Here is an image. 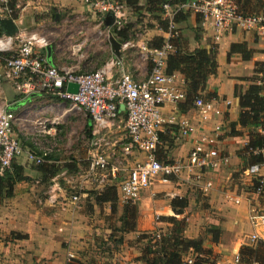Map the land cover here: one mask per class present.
Here are the masks:
<instances>
[{"label":"built area","instance_id":"2783aa9c","mask_svg":"<svg viewBox=\"0 0 264 264\" xmlns=\"http://www.w3.org/2000/svg\"><path fill=\"white\" fill-rule=\"evenodd\" d=\"M11 0H0V18L11 17L19 8ZM94 12L112 16L111 28L121 29L127 22V10L120 0H84ZM178 11H190L201 18V26L213 30L215 39L235 30H255L264 34V14H244L234 0H188L171 6L162 5V17L168 20V29L160 47H148L145 44H133L131 40L121 42V56L113 57L98 69L76 72L59 68L46 62L37 48H45L48 41L36 32L25 36L23 34L7 36L0 35V55L9 53L4 60V75L13 80L17 90L22 93H49L58 99L68 102L72 108L84 110L92 120V130L88 152L87 169L84 182L95 179L102 188L117 182L119 197L123 202L134 203L140 199L141 193L152 185L155 180L168 182L169 176H179L183 172H190L191 179L202 191L213 187V182L206 179V174L217 170L229 162V157L218 147L217 135L221 128L216 124L211 134L203 135L190 149L186 159L177 161H161L156 157L160 144L159 131L164 124L173 123L174 117L165 118L162 108L167 105H177L185 98V88L176 72L166 71L167 56L174 51L170 38L177 35L173 16ZM12 18V17H11ZM109 33V27L106 26ZM18 45L15 47L14 42ZM139 47L149 68L143 78L135 79L123 53L132 47ZM78 85L77 92L66 89L68 83ZM119 105H123L126 112L124 136L121 140H111L107 132L116 125L119 116ZM203 120L211 119L220 114L213 99L204 100L201 96L194 101ZM16 117L10 110L0 109V174L8 169L13 160L24 156L33 165L43 163L55 149L54 138L55 118L36 120L37 135L41 136L44 144L33 140V148L25 150L22 141L13 135V125ZM185 126V125H184ZM187 134V128H183ZM120 145V151L117 146ZM114 151L112 161L105 154V149ZM144 154L141 161H134L131 166H123L133 151ZM243 173L246 176L257 177L256 193L264 190V165L253 163L248 165ZM64 174V172H63ZM55 177V176H54ZM54 177L51 179V191L55 189ZM61 190V189H60ZM228 196V195H226ZM79 196L73 195L71 204L78 201ZM234 202H240L239 197ZM47 201L54 205L56 196L48 194ZM249 222L253 227L264 225V214L256 209H250ZM259 239L256 232L250 237ZM71 255V254H70ZM72 256V255H71ZM235 261H239L236 254ZM182 264H197L193 257H185Z\"/></svg>","mask_w":264,"mask_h":264},{"label":"crops","instance_id":"0c3cea01","mask_svg":"<svg viewBox=\"0 0 264 264\" xmlns=\"http://www.w3.org/2000/svg\"><path fill=\"white\" fill-rule=\"evenodd\" d=\"M83 1L84 0H12V2L19 5V8L17 9L19 10L17 18H12L18 28L15 35L23 34V29H28L34 32L35 28L43 26L52 16L55 17V23L57 24L55 26L56 32L62 35L64 33L61 29V27H63V22L58 21V18L61 15L59 11L67 12L74 18H83L87 21L86 23L96 22L98 19L102 23L100 14L92 11ZM196 17V14L190 13L187 21L180 24L178 27L183 28L181 30L182 35L188 40L190 49L197 47L210 48L212 45L216 46L217 69L215 74L210 75L207 78L205 92H212L215 94V96L210 99L215 101V106L220 110V114H214L213 118L203 120L197 109L194 107L182 111L177 105H165L162 108L163 116L165 118L173 116L174 122L164 124L161 127L159 133L161 132L165 138L161 136L159 137L160 144L156 151V157L161 161L169 162L186 159L194 143L203 135L211 134L214 126L220 124L221 128L217 135L219 149L223 154L229 157L231 165L235 164L234 167L238 165L242 166V158L239 156L238 151H240L246 143L247 132H243L242 135L238 136L229 135V124L230 122L236 121L240 113L238 97L235 95V89L237 93L243 91L249 83L246 79L249 78L251 72L255 68L254 62L263 61V59L259 57L260 52L257 51L259 49L254 47L252 43L253 41H251V37H253L252 34L259 35L260 33L255 30H235L232 33H226L218 39H215V32L213 30L201 26L199 31L200 38L196 40L194 32V28L196 27ZM105 30L107 32L106 28ZM158 30H160L159 32L161 34H156L155 36L165 37V31H162L159 28ZM0 32L3 34L1 26ZM156 32L158 33V31ZM244 41L250 47L248 49L251 50L252 48V51H254L249 60L242 59L239 53L227 54L230 46L229 44ZM49 44L51 45L50 56H47L46 47L41 49L37 48L36 50L40 55H43L48 64L61 68L64 65L59 61L64 59L65 56L63 53L56 51L53 42H50ZM126 55L127 53H123L122 55L125 60L127 58ZM4 57L5 56L0 55V109L10 110L15 114V111L23 110L24 106L31 101H38L40 99L47 101L51 100L56 103H68L59 100L56 96L50 95L49 93L42 94L39 92H29L25 94L17 90L13 80L4 75ZM113 57L116 58L118 56L115 55L111 48L110 57L108 59ZM136 71L132 70L133 73L130 71L135 79L143 78L147 73L146 71L145 73L138 75ZM176 73L178 74L179 79L184 83L183 76L178 72ZM245 82L247 85H245ZM125 119L126 112L124 106L119 105V116L116 120V125L107 132V136H109L110 139L115 136L116 133L118 138L114 137L116 139L111 140L122 139L125 132ZM183 128H187V134H183ZM237 129L243 130L240 127H237ZM161 145L162 147L164 146L163 155L160 154ZM117 148L120 151V145L117 146ZM53 154L54 151L50 155ZM105 154L109 159H114L115 155L112 149H105ZM143 158V153L134 150L133 154L129 156V163L132 164L136 160L141 161ZM54 159L53 162H59L57 157H54ZM15 162L24 168V174L28 178L33 177L36 174L37 177H39V174L31 169L28 164L29 162H27L24 156L18 157ZM221 167L222 170L220 169V173L225 171L223 169L225 165H222ZM217 171H210L206 175L210 178L209 174L213 173L215 175L217 174ZM241 171H243V168ZM226 173L227 172L225 171V174H223L224 177H227ZM241 174L243 173L241 172ZM190 175L191 173L187 171L181 173L179 176H169L168 182H161L158 179L155 181L160 183L159 187H161L162 190L170 187L169 190L172 191L174 188H172L171 184L180 185L181 187L175 188L174 192H171V194L185 197L188 201L187 205L190 206L192 200L191 193H188L187 197L185 196V193L187 192V187L192 188L191 185H197L192 183L191 179L187 180ZM183 186H186V190L184 189L185 191L181 189ZM150 188H148L147 191ZM218 188L219 187L215 186L213 183V187L210 190L202 192V196L205 197L207 203L204 205L206 209H201L200 213L194 211L188 215L189 208L185 207L183 213L177 214V217L182 216L181 218H184L186 222L187 229L184 231L186 237L194 239L195 237L201 236L204 240L203 247L212 249L216 261L214 264H241L235 261V257L236 254L239 253L240 248L246 244L243 241L242 235L246 233L245 236L248 238L249 234L252 232V227L246 214L247 208L250 204L247 202V199L244 198L238 203L231 200L233 201L232 203L229 202L228 206H224V202L221 200L222 194L220 192L222 188ZM33 197H35L34 187L29 186L27 181H22L16 184L14 195L11 198L5 199L2 203L0 202V264H23V259H27L25 264H33L34 259H36L34 255L43 257L45 254L42 253V244L49 242L51 237L55 235L54 233L51 234V231H54L57 226L60 227V224L62 223V214L65 217H75L77 210L73 207L67 209L65 206H38ZM30 199L32 201H30ZM105 204H108V206L93 207L96 212L103 213L100 215L101 217H98L97 221L103 223L108 215H110L111 212H115L116 209L119 215L122 214L121 207L116 206L114 209H111L109 203ZM209 209L213 210V214L216 213V217L208 215V211L206 210ZM165 210L170 211V214L173 212L169 205L165 206ZM146 211L147 210L144 209L143 206L139 207L137 219L138 225H140L143 220ZM72 220H74V218ZM206 225L212 226L213 228L211 229L213 230L214 227L217 229L216 231H218V233L215 234L217 235L215 240L210 236L211 230L206 232ZM10 232H14V234L11 236V234L9 235ZM20 233L22 236L16 235H20ZM57 247L60 248L59 245ZM47 251L49 253L51 252L48 249ZM49 253L44 255L46 259L50 258ZM190 253L191 252H189V254ZM61 259L62 257L60 255L59 260ZM59 260L57 263L51 262L49 264H65L63 261L60 262Z\"/></svg>","mask_w":264,"mask_h":264},{"label":"rangeland","instance_id":"374dc122","mask_svg":"<svg viewBox=\"0 0 264 264\" xmlns=\"http://www.w3.org/2000/svg\"><path fill=\"white\" fill-rule=\"evenodd\" d=\"M59 12L61 15L58 21L63 22V27H61V29L64 33L62 35L55 30L57 24L55 23L54 16L50 17L48 22H45L43 26L35 28L34 32L45 37L48 44L53 42L56 51L63 53L65 58L59 62H62L64 66L60 67L77 72H85L103 66L110 57L111 44L109 41V33L106 32L100 20L98 19L96 22L86 23L87 21L83 18H74L67 12ZM256 14H264V12L260 11ZM126 16H128V13ZM156 31H158V33ZM159 31L160 30L156 27V22L146 14H143L140 18V22L133 25L130 36L127 39L131 40L133 44L147 45L150 38L156 34H161ZM22 32L23 35L27 36L32 31L23 29ZM252 36L251 41H253L254 47L259 49L257 50L260 52L259 57L264 61V34H252ZM245 44L246 48H250L247 43ZM17 45L18 42H14V46L16 47ZM251 50L253 49L251 48ZM141 51L142 50L135 45V47H132L126 52V64H128L131 72L132 70H137L136 72L138 75L145 73L149 67L147 61L141 55ZM255 76L253 70L249 78ZM245 85H247L246 82ZM15 117L13 135L22 141L25 150L33 148V140L38 141L40 145L45 143L43 138L37 135V128L35 127L34 121L45 119L48 122L52 118H55V132H51L54 133L56 145L52 156L57 157L59 162H55L60 168L63 164L73 161L77 164L76 170L74 171H67L64 168L60 169L61 171L54 177V183L56 185L55 189L51 192L50 183H53L52 180L49 184H45L37 177V174L33 177H29V180H27L28 185L34 187L35 197H33V199L38 206H65L67 209L73 207L77 210L75 217H65L62 214V223L60 227L57 226L54 231H51V234L54 233L55 235L51 237L49 242L42 244V253L46 255L49 253L47 249L50 250V258L46 259L43 254V257L34 255L36 259H34L33 264L57 263L60 255L62 259L59 261H63L65 264H144L141 258L143 251L148 247L151 241L150 238L155 235H166L170 229L171 225L166 222L164 218L166 216H174L177 219H182V216L177 217V214L174 212L170 214V211L165 210V206H170L171 199L176 197L174 194H171V192H174L175 188L181 186L171 184L172 188H174L172 191L169 190L170 187L162 190V188L159 187L160 183L155 181L151 185V188L148 191H143L140 199L134 203L123 202L120 197L117 199L116 206L121 207V211L122 206L126 204H132L136 208L135 230L129 232H122L120 230L121 226H123V221L117 209L115 212H111L103 223L97 221L98 217H101L100 215L103 213L96 212L93 207L108 206V204L104 203L98 205L95 203V192L104 189L101 185H98L95 179H89L86 180V182L83 181V176L87 169L86 159L88 157V151L91 148L90 138L85 128L87 120H89L87 113L76 107L72 108L69 103H56L51 100L47 101L40 99L38 101H31L24 106L21 111H15ZM243 132L246 131L243 130ZM116 134L111 137V139H116L114 138L117 137ZM163 150L164 146L162 147L161 145V155H163ZM113 160L114 159H112V161ZM28 164L32 170H35L33 164ZM123 166L129 167L131 163H129V160L125 159ZM234 166L235 164L231 165V163L228 162L223 168L227 172V177L223 175L225 171H222V174L220 173L222 170L221 167L217 169L218 171L216 170L217 174H209L210 178L206 175V179L212 181L215 186L219 187L218 189L222 188L220 192L222 194L221 200H223L224 206H228L229 202L232 203L234 201V198L230 199V197L247 199V202L250 204L246 211L249 221L250 209H256L258 213L264 214V190L256 193V188L253 189L252 184L253 179L257 177L246 176L243 173L244 170L241 171L242 166ZM241 172L243 174H241ZM113 183L117 185L116 181ZM191 187L192 188L187 187V190L186 186L181 188L187 191L185 193L186 197L188 193H191V205H187L189 208L188 215L194 211L200 213L201 209H206L204 205L207 204L205 197L202 196L203 191L197 186L191 185ZM48 194L55 195L57 203L55 202L54 205L49 203L47 201ZM74 194L78 195L79 198L76 203L71 204L70 199ZM179 197L182 196L179 195ZM30 201L32 200L30 199ZM140 206H143L147 211L140 225H138L137 219ZM206 211H208V215L216 217V213L213 214L212 209ZM71 217L72 219L74 218V220H72ZM129 221L130 223L134 222L133 219ZM251 227L252 232L249 234L248 238L245 236L246 233L242 235L243 241L246 243L243 246H256L264 239V225H256V227L251 225ZM211 228L213 227L209 225L205 226L206 232L211 230L210 236L215 240L214 237L218 231H216L217 229H215V227L214 230ZM186 229L187 225L185 222V230ZM255 232L259 239L253 241L250 237ZM10 234L12 236L14 232H10L9 235ZM16 235L22 236L21 233L20 235ZM120 238H122V243H118V239ZM196 238H201L198 240H201L203 243L204 240L201 236L195 237L194 239ZM58 245L60 248L57 247ZM204 249L208 250V254H204V256H208L206 258H208L209 264H214L216 261L212 249L205 247ZM193 255L197 256L198 253L196 255L193 253ZM194 256L188 257L195 258ZM23 260L24 262H21L25 264L27 259Z\"/></svg>","mask_w":264,"mask_h":264},{"label":"trees","instance_id":"16d2710c","mask_svg":"<svg viewBox=\"0 0 264 264\" xmlns=\"http://www.w3.org/2000/svg\"><path fill=\"white\" fill-rule=\"evenodd\" d=\"M126 7L128 16L127 22L121 29L109 27V33L120 43L127 40L130 36V31L133 25L140 22L143 14L149 16L156 22V27L162 31H167L168 20L162 17V5L167 3L172 7L184 3L188 0H120ZM239 10L244 14H256L260 11L264 12V0H234ZM15 2L10 1V6ZM190 11H178L173 16V22L176 24L177 35L170 38V42L174 46V51L171 52L166 59V71L178 72L183 76L185 98L177 104L182 111L193 107L194 101L201 96L204 100H209L215 96L212 92H205L206 81L210 75L215 74L217 69L216 62V46L210 48L197 47L189 48L188 40L182 35L180 24L185 23L190 15ZM18 10H15L11 17L16 19ZM106 16L101 15L102 25L106 28ZM196 27L194 28L195 39L200 38L201 18L197 15ZM152 25V24H151ZM153 26V25H152ZM1 35V32H0ZM164 41L163 36H154L147 42L148 47H160ZM239 53L244 60H249L252 55V50L246 48L244 42H233L230 44L227 54ZM8 56V53L1 54ZM255 77L246 79L249 81L247 87L235 95L238 97L240 113L236 121L229 124V135H242L243 130L247 133L245 145L238 151L242 158V168H245L253 163L264 165V61L254 62ZM60 100V99H59ZM88 116V115H87ZM86 123V133L91 138L92 120L88 116ZM237 127L243 130L237 129ZM164 135L160 132L159 137ZM165 138V137H163ZM46 160L34 165L35 171L39 174V178L45 184H49L51 179L64 168L67 171L76 170V162L65 163L58 167L56 162H53L54 157L49 155ZM55 160V159H54ZM29 178L24 174V168L12 161L10 167L0 174V202L4 199L11 198L14 195L15 186L17 183L27 181ZM258 185V178L253 179L252 188L255 189ZM104 189L96 191L95 203L101 205L109 203L111 209H114L119 197L117 186L114 183L105 185ZM185 197L176 196L171 199L170 206L175 214H182L187 207ZM136 208L132 204L122 206L121 220L123 226L121 231L135 230ZM130 219L134 222L130 223ZM165 221L171 226L166 235L153 236L148 244V247L143 251L142 260L144 264H182L185 257L194 256L197 264H209L208 250H205L201 240L192 239L184 236L185 222L184 218L177 220L174 216H166ZM215 235L214 238H216ZM118 243H122V238L118 239ZM189 252H191L189 254ZM239 263L264 264V239L256 246L245 245L239 250ZM97 264V263H95Z\"/></svg>","mask_w":264,"mask_h":264},{"label":"water","instance_id":"95a60500","mask_svg":"<svg viewBox=\"0 0 264 264\" xmlns=\"http://www.w3.org/2000/svg\"><path fill=\"white\" fill-rule=\"evenodd\" d=\"M112 23V16L107 14L106 16V26H110ZM0 26L3 30V34L7 36H13L17 33V25L15 24L14 20L11 17H1L0 18ZM109 41L111 44V48L116 56H121L120 47L121 44L118 40H116L111 33H109ZM47 56L51 54V45L46 46ZM67 91L69 92H77L78 85L76 83L70 82L66 86Z\"/></svg>","mask_w":264,"mask_h":264}]
</instances>
